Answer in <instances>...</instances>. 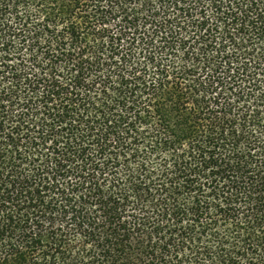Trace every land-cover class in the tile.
Here are the masks:
<instances>
[{"label": "trees", "instance_id": "obj_1", "mask_svg": "<svg viewBox=\"0 0 264 264\" xmlns=\"http://www.w3.org/2000/svg\"><path fill=\"white\" fill-rule=\"evenodd\" d=\"M0 264H264V0H0Z\"/></svg>", "mask_w": 264, "mask_h": 264}]
</instances>
